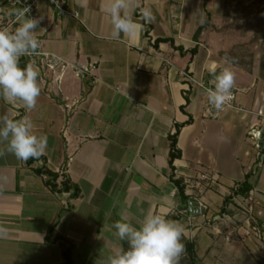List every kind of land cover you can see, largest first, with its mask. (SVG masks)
<instances>
[{"label": "crops", "instance_id": "0c3cea01", "mask_svg": "<svg viewBox=\"0 0 264 264\" xmlns=\"http://www.w3.org/2000/svg\"><path fill=\"white\" fill-rule=\"evenodd\" d=\"M108 4L64 0L60 14L37 2L38 49L67 67L56 81L34 65L41 92L32 110L0 97V116L26 117L47 138L43 155L31 164L0 154V264H60L69 245L72 264H106L122 248L113 224L123 217L138 226L147 213L183 226L182 240L193 249L179 264L263 257L264 153L256 165L246 133L260 124L264 138V72L256 61L247 70L225 60L226 48L210 28L197 34L208 16H223L225 0H128L134 27L118 38L104 10ZM144 7L152 9L150 23ZM4 23L0 18V27ZM211 65L234 72L242 110L207 115L199 84L214 79ZM178 126L179 156L171 167L170 138ZM44 167L59 175L57 183L65 176L77 186L78 197L74 187L50 191L47 177L35 173ZM244 181L249 191L235 194ZM191 198L198 203L192 210Z\"/></svg>", "mask_w": 264, "mask_h": 264}, {"label": "clouds", "instance_id": "9594fccd", "mask_svg": "<svg viewBox=\"0 0 264 264\" xmlns=\"http://www.w3.org/2000/svg\"><path fill=\"white\" fill-rule=\"evenodd\" d=\"M127 7L128 0H109L104 9L111 17L113 38L134 27ZM29 12L28 6L13 8L8 14L14 18V27H0V97L8 102H21L25 111L35 108L41 92L38 70L30 63L20 65L22 57L34 54L40 46L37 38L40 21L28 15ZM141 14L146 23L155 19L150 7L142 8ZM208 72L214 76V87L207 94L208 102L217 111H223L232 99L235 74L229 67L217 72L215 65H211ZM33 127L26 117L0 116V145H3L0 154L6 151L21 161L43 155L47 138L37 135ZM113 227L115 235L127 241L128 247L112 253L106 264H179L185 252L183 226L163 215L147 213L138 226L121 217Z\"/></svg>", "mask_w": 264, "mask_h": 264}, {"label": "rangeland", "instance_id": "374dc122", "mask_svg": "<svg viewBox=\"0 0 264 264\" xmlns=\"http://www.w3.org/2000/svg\"><path fill=\"white\" fill-rule=\"evenodd\" d=\"M223 8V16L217 20L208 16L201 30L210 28L216 34L218 46L226 48L221 52L224 57L247 70L256 61L264 72V0H225ZM250 225L256 223L250 219ZM253 232L250 230L249 235L254 237ZM72 253L75 256V251ZM242 264H264V256L245 257Z\"/></svg>", "mask_w": 264, "mask_h": 264}, {"label": "built area", "instance_id": "2783aa9c", "mask_svg": "<svg viewBox=\"0 0 264 264\" xmlns=\"http://www.w3.org/2000/svg\"><path fill=\"white\" fill-rule=\"evenodd\" d=\"M38 1L39 0H0V18H5V23L3 26L9 27V29L14 26L13 23L14 18L8 14L13 8L28 6L30 8V12L28 15H30L33 18H36L34 16V11L36 9ZM45 1L48 2L50 5H52L53 7H55L60 14L66 12V10L64 9V0H45ZM26 57H27V63L33 65L39 63L46 70L55 74L56 81L60 80L63 70L67 67V64L64 61H62L59 57L39 49H37V51L34 54ZM82 71H86V69ZM79 73L80 71H77V75ZM182 76L184 79L189 78L187 73H182ZM199 85L204 90V95H205L204 109L209 117L219 118L227 109L242 110V107L238 106L237 104V91L235 88L232 89V99L224 106L223 111H217L212 105L209 104L207 99L208 90L214 87V79L207 82V84L200 83ZM246 137L251 142L255 150L256 165H259L263 157L262 149L264 148L263 146L264 138H263L261 125L260 124L251 125L247 130ZM201 178L205 180L208 179L205 175H201Z\"/></svg>", "mask_w": 264, "mask_h": 264}, {"label": "trees", "instance_id": "16d2710c", "mask_svg": "<svg viewBox=\"0 0 264 264\" xmlns=\"http://www.w3.org/2000/svg\"><path fill=\"white\" fill-rule=\"evenodd\" d=\"M202 29V25L199 26V28L197 29V34L201 31ZM27 62L25 61L24 65ZM179 127L178 126L175 130V132L173 133V135L171 136V140H170V151H169V165L172 167V163L173 160L175 158H177L179 156V152L176 150V137L178 135V131H179ZM262 152L264 153V148L262 149ZM37 158L33 159L30 158L27 160V164H31L33 161H35ZM35 173L37 175H45L47 177V179L45 180V184L47 185V187H49L50 191L52 192H68L71 187H74V193L72 194L73 197H78L79 195V191L77 186H72V183L65 177L62 176V180L57 183V179L59 178V175L56 173H53L49 170H47L45 167L44 168H37L35 169ZM174 184L176 185L178 191L180 194L183 195V190H184V186L180 183L179 180H175ZM249 191V187L246 183V181L242 182L241 184V188L239 190H237L235 192V194H240V195H244ZM185 199H187V197H185ZM227 203V199L224 200V204ZM170 220L174 221V218L171 217ZM53 230V226H51L49 228V234H47L46 239L49 240L50 239V235L52 233ZM184 245H185V250L189 253L192 254V244L182 240ZM121 246L122 248L126 249L128 247L127 241H121ZM71 254H72V246H67L65 248H63L62 250V256H63V262L60 264H72V259H71Z\"/></svg>", "mask_w": 264, "mask_h": 264}, {"label": "water", "instance_id": "95a60500", "mask_svg": "<svg viewBox=\"0 0 264 264\" xmlns=\"http://www.w3.org/2000/svg\"><path fill=\"white\" fill-rule=\"evenodd\" d=\"M198 203L195 199L191 198L189 200V209L192 210L193 208L197 207Z\"/></svg>", "mask_w": 264, "mask_h": 264}]
</instances>
